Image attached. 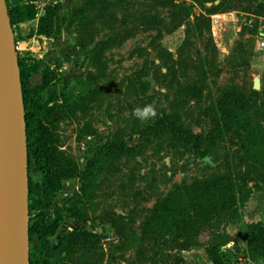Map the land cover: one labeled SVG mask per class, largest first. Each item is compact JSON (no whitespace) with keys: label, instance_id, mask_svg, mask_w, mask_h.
Returning <instances> with one entry per match:
<instances>
[{"label":"rangeland","instance_id":"1","mask_svg":"<svg viewBox=\"0 0 264 264\" xmlns=\"http://www.w3.org/2000/svg\"><path fill=\"white\" fill-rule=\"evenodd\" d=\"M228 2L60 0L54 4L56 34L50 38L59 61L48 65L39 92L49 99L48 106L55 102L61 108L60 117L44 125L52 146L69 156L82 176L43 191L40 171L28 155L27 216L40 206L45 208L43 218L53 219L56 225L47 236L51 245L68 230H87L93 236L82 241L75 238L77 250L52 255L47 264H165L172 256H181L186 264L206 263L200 247L181 251L167 244L152 247L140 243L138 236L145 218L173 185L215 175L251 178L241 175L246 170L233 122L213 108L225 93L245 100L255 91L251 109L264 112V6L259 14L243 9L247 4L255 9L264 0H233V9L209 14L210 38L189 35L188 43L179 49L193 15ZM4 3L6 11L12 12V2ZM147 14L161 18L162 23L148 24ZM177 19L183 23L166 31ZM9 25L14 46L18 39L13 36L14 21ZM29 28L26 25L21 37L31 32ZM41 41L45 40L34 37L33 46L22 54L14 48L16 63L47 60ZM187 84L200 88L198 98L183 101L179 90ZM146 105L155 108L157 117L178 114L176 132H149L146 127L157 117L142 120L133 114ZM115 132L129 150L86 170L96 148ZM189 135H196L194 149L185 145ZM247 200L240 209L242 221L264 224V190L253 191ZM54 207L61 208L56 217L48 215ZM35 222H27V232ZM238 228L236 223L226 226L233 239L221 247L226 264H248L241 256L244 242ZM37 243L35 237L28 242L27 236V250L32 252Z\"/></svg>","mask_w":264,"mask_h":264},{"label":"trees","instance_id":"2","mask_svg":"<svg viewBox=\"0 0 264 264\" xmlns=\"http://www.w3.org/2000/svg\"><path fill=\"white\" fill-rule=\"evenodd\" d=\"M28 2L15 6V17L11 10H7L9 22L14 18L21 22L34 18L33 5ZM5 2V0H4ZM233 0H229L225 7L212 6L203 13L193 15L190 25L185 28V37L179 49L185 47L189 35L206 38L210 30L209 14L220 13L233 9ZM263 4L257 7L247 4L245 11L259 14L263 12ZM84 8L87 9L85 6ZM56 7L45 6L41 16L37 18L35 27L26 37L42 35L55 37L54 20ZM81 17V16H80ZM72 18L67 25L80 19ZM147 23L159 25L162 19L155 15L147 14ZM183 19H177L166 31H171L180 26ZM94 32L90 34L93 38ZM210 38V37H208ZM37 60L29 64L20 59L17 61L18 79L22 100V118L24 122L25 147L27 157L30 155L40 171L41 187L43 191L56 190L63 180L81 177L74 161L66 154L56 151L52 146L50 134L45 128L44 121L52 123L60 117V105L53 103L48 106L49 99L42 98L40 88L46 82L49 73L48 65L41 69V79L37 85L29 81L31 73H37ZM179 94L183 101L196 99L200 95V88L195 84H187L180 88ZM256 92L251 91L247 99L233 93H225L214 103L213 111L220 112L222 118H227L234 125L235 137L239 148L243 152V165L251 178L242 180L231 179L223 175H215L206 179H192L173 185L165 196L157 202L154 211L143 221L138 240L140 243L154 247L158 244H167L176 251L190 250L200 247L206 259L211 264H226L221 247L232 239L226 231L228 224H238L237 234L242 237L244 246L241 256L247 261H253L264 256V224L260 221L243 222L240 209L253 191L264 190V112L250 105L255 99ZM217 114L216 112H212ZM178 114L161 113L146 129L156 134L176 132ZM192 149L196 147V135H189L185 145ZM124 139L117 132L107 137L100 144L92 158L86 164V170L94 164L107 160L128 151ZM247 179L253 180L248 185ZM27 186L30 179L27 175ZM54 212L48 215L58 216L59 207H54ZM45 208L40 206L33 213L28 212V221L37 219L32 227L28 226V242L35 237L37 246L28 250V264H47L52 255H60L77 250L78 242L92 237L87 230H68L56 238L54 245H50L47 236H51L56 225L53 219L43 218ZM106 222L111 226L109 220ZM201 237L204 240L201 242ZM202 243V244H200ZM202 245V246H200ZM165 264H186L181 256H172Z\"/></svg>","mask_w":264,"mask_h":264},{"label":"water","instance_id":"3","mask_svg":"<svg viewBox=\"0 0 264 264\" xmlns=\"http://www.w3.org/2000/svg\"><path fill=\"white\" fill-rule=\"evenodd\" d=\"M27 222L21 91L7 11L0 0V264H28Z\"/></svg>","mask_w":264,"mask_h":264},{"label":"crops","instance_id":"4","mask_svg":"<svg viewBox=\"0 0 264 264\" xmlns=\"http://www.w3.org/2000/svg\"><path fill=\"white\" fill-rule=\"evenodd\" d=\"M10 2H12L11 9H12V14L15 17V6L26 3V2H28V0H10ZM13 21H14V25H15V32L13 33V36H15V38L18 37V39L15 41V44H16V49L18 50L19 54H22L23 51L28 50V49H30V47L33 46L31 40H34V37L42 38L46 42H47V40L50 39V42L48 45L45 44L46 43L45 41H41V45L38 44L40 48H41L42 44H44V48L42 51H45V53H47V58H46L47 60H45L44 62L39 61L37 73H31L29 76L30 83L32 82V85H37L41 79V71H40L41 64L42 63L43 64L46 63L47 65L54 64L58 60V56H56L58 50L52 48L53 45L51 44V42H54V41L50 37H45L42 35H32L31 37H25V36L21 37V34L23 33V30L26 27V25L29 24V27H30L29 29H33L35 27V24L37 21L36 17H34L30 20L21 21V22L15 21V18H14ZM247 201L244 203V205L247 203ZM249 213H251V212H249ZM250 216H248V217H250ZM249 221H251V220H246L245 222H249ZM205 264H211V263L207 260Z\"/></svg>","mask_w":264,"mask_h":264},{"label":"built area","instance_id":"5","mask_svg":"<svg viewBox=\"0 0 264 264\" xmlns=\"http://www.w3.org/2000/svg\"><path fill=\"white\" fill-rule=\"evenodd\" d=\"M58 1H60V0H32V1H30L32 3L33 9L35 11V16L34 17L38 18L39 16L42 15L45 6L54 5ZM261 34H263V33L261 32ZM262 39H264V38H262ZM14 48L16 49V44H14ZM86 138H89V137L87 136ZM79 146H80L81 149H83L84 143L80 142ZM64 183L68 184L69 181L66 180ZM247 262H248V264H264V256L261 257V258H258L256 260L247 261Z\"/></svg>","mask_w":264,"mask_h":264},{"label":"clouds","instance_id":"6","mask_svg":"<svg viewBox=\"0 0 264 264\" xmlns=\"http://www.w3.org/2000/svg\"><path fill=\"white\" fill-rule=\"evenodd\" d=\"M133 114L142 120L155 119L158 115L152 105H146L143 108H136L134 109Z\"/></svg>","mask_w":264,"mask_h":264},{"label":"flooded vegetation","instance_id":"7","mask_svg":"<svg viewBox=\"0 0 264 264\" xmlns=\"http://www.w3.org/2000/svg\"><path fill=\"white\" fill-rule=\"evenodd\" d=\"M65 181H66V180L63 181V185H66V184L64 183ZM50 245H51V244H50Z\"/></svg>","mask_w":264,"mask_h":264}]
</instances>
